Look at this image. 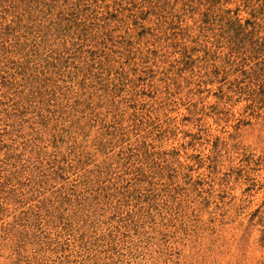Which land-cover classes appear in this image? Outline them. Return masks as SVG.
<instances>
[{
  "label": "rangeland",
  "instance_id": "rangeland-1",
  "mask_svg": "<svg viewBox=\"0 0 264 264\" xmlns=\"http://www.w3.org/2000/svg\"><path fill=\"white\" fill-rule=\"evenodd\" d=\"M0 264H264V0H0Z\"/></svg>",
  "mask_w": 264,
  "mask_h": 264
}]
</instances>
